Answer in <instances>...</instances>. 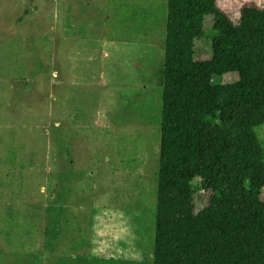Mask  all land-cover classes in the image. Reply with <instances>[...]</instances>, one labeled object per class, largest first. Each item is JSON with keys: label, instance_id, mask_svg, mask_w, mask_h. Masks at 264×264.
Returning a JSON list of instances; mask_svg holds the SVG:
<instances>
[{"label": "rangeland", "instance_id": "374dc122", "mask_svg": "<svg viewBox=\"0 0 264 264\" xmlns=\"http://www.w3.org/2000/svg\"><path fill=\"white\" fill-rule=\"evenodd\" d=\"M166 1L0 0V264H153Z\"/></svg>", "mask_w": 264, "mask_h": 264}, {"label": "trees", "instance_id": "16d2710c", "mask_svg": "<svg viewBox=\"0 0 264 264\" xmlns=\"http://www.w3.org/2000/svg\"><path fill=\"white\" fill-rule=\"evenodd\" d=\"M161 75L153 264H264V0L236 23L214 0H167Z\"/></svg>", "mask_w": 264, "mask_h": 264}]
</instances>
